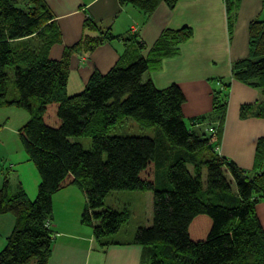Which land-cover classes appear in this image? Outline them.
<instances>
[{
	"label": "trees",
	"instance_id": "trees-1",
	"mask_svg": "<svg viewBox=\"0 0 264 264\" xmlns=\"http://www.w3.org/2000/svg\"><path fill=\"white\" fill-rule=\"evenodd\" d=\"M118 1L150 14L162 0ZM164 1L172 7L177 0ZM224 1L230 33L240 0ZM83 26L96 35L83 34L64 47L59 59H51L49 49L61 36L47 3L0 0V106L28 111L18 135L39 177L30 200L20 183L12 191L2 173L0 214H11L15 222L0 250V264H47L52 195L70 185L83 191L81 222L101 245L130 217L125 207L104 206L106 194L152 192V221L137 226L130 241L142 246L147 264H264V229L256 213V204L264 199V137L256 140L251 169L218 150L230 84L216 79L211 111L185 118V96L178 84L157 88L150 78L142 80L162 58L179 54L192 27L164 28L143 56L136 34L120 37L89 19ZM114 38L125 44L117 62L104 73L94 70L82 90L68 94L72 53L91 51ZM248 40V54L233 61L231 77L264 95V21L249 22ZM9 67L18 92L12 99H6ZM31 98H36L35 106ZM124 116L156 126L164 144L146 135L109 134ZM248 116L264 117V98L240 105L239 117ZM210 127L216 130L214 141ZM79 135L91 137L88 149L70 140ZM159 167L164 176L156 186Z\"/></svg>",
	"mask_w": 264,
	"mask_h": 264
},
{
	"label": "crops",
	"instance_id": "crops-1",
	"mask_svg": "<svg viewBox=\"0 0 264 264\" xmlns=\"http://www.w3.org/2000/svg\"><path fill=\"white\" fill-rule=\"evenodd\" d=\"M44 1L61 36V41L49 49L48 56L51 59H59L64 47L73 45L83 34L96 35V32L84 28L85 19L103 29L109 28L112 34L120 37L136 34L143 43L140 51L143 56L147 55L164 28L191 26L193 34L180 45L179 54L162 58L158 68L147 70L142 77L150 78L157 88L178 84L185 96L182 104L185 118L210 112L212 89L217 86L215 80L229 81L218 150L239 167L252 168L256 140L264 137V117L240 118L239 107L242 103L263 99L264 95L233 79L231 64L247 55L248 24L252 19L264 21V0H240L230 33L224 0H177L172 7L162 0L150 14L132 4H121L118 0ZM124 48V41L114 38L91 51L73 52L69 61L67 93L82 90L94 70L106 72L117 62ZM34 178L31 193L37 190L39 181V177ZM18 183L24 188V182L18 179L11 186L12 191L16 190ZM140 198L148 207L146 225H149L152 219V197ZM85 204L83 191L73 185L52 195L50 225L53 239L47 264H147L142 258V246L130 242L133 236L125 240H108L107 245L99 244L92 228L81 222ZM256 213L264 229V199L256 204ZM14 222L11 214H0V249L4 247Z\"/></svg>",
	"mask_w": 264,
	"mask_h": 264
},
{
	"label": "rangeland",
	"instance_id": "rangeland-1",
	"mask_svg": "<svg viewBox=\"0 0 264 264\" xmlns=\"http://www.w3.org/2000/svg\"><path fill=\"white\" fill-rule=\"evenodd\" d=\"M249 46V40H248ZM248 54V53H247ZM8 78L6 80V99H12L18 96V92L14 85L13 68L7 69ZM146 77H142L145 80ZM229 83V81H224ZM69 94V93H68ZM224 91L222 92V96ZM229 94V87L225 88V100ZM31 103L37 104L36 98H31ZM29 113L26 109L13 105L0 106V184L2 173H7L11 186L19 180L24 182V188L30 200L36 196L33 185L35 178L38 177L37 170L32 161L28 160L22 142L18 135V129L28 120ZM109 134L115 135H146L155 138L159 144H164L163 137L156 126L145 127L132 117L124 116L119 122L109 131ZM71 141L79 142L84 149H88L91 144V137L87 135L71 136ZM105 158V153L103 154ZM168 163H166V166ZM164 176V167H159L156 172L155 184L160 185V180ZM140 197H152L150 190H111L104 197V206H111L118 210H123L125 207L130 211L129 219L121 225L118 233H113L107 237L108 240H125L132 238L134 228L140 224L145 225L147 222V205ZM152 221V219H151ZM1 250V249H0Z\"/></svg>",
	"mask_w": 264,
	"mask_h": 264
},
{
	"label": "built area",
	"instance_id": "built-area-1",
	"mask_svg": "<svg viewBox=\"0 0 264 264\" xmlns=\"http://www.w3.org/2000/svg\"><path fill=\"white\" fill-rule=\"evenodd\" d=\"M208 130L211 133L210 141H214L216 139V137H217L216 130L213 129L212 127H210Z\"/></svg>",
	"mask_w": 264,
	"mask_h": 264
}]
</instances>
